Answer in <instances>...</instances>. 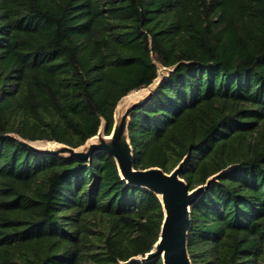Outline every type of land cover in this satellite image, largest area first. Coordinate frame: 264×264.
<instances>
[{"label":"trees","instance_id":"1","mask_svg":"<svg viewBox=\"0 0 264 264\" xmlns=\"http://www.w3.org/2000/svg\"><path fill=\"white\" fill-rule=\"evenodd\" d=\"M174 67L131 120L134 166L194 188L193 264H264V0H0V264H163L159 198L114 157L39 153L114 125L119 99Z\"/></svg>","mask_w":264,"mask_h":264},{"label":"water","instance_id":"2","mask_svg":"<svg viewBox=\"0 0 264 264\" xmlns=\"http://www.w3.org/2000/svg\"><path fill=\"white\" fill-rule=\"evenodd\" d=\"M156 64L158 77L151 84L119 99L110 134H107L106 124L103 121L98 133L77 147L54 140L31 141L14 133L9 136L30 150L64 158L91 161L99 151L112 155L121 178L128 184L154 193L159 198L164 213L159 237L153 248L145 256L134 257L132 260L162 258L163 264H193L188 243L192 205L218 179L219 173L211 175L205 183L191 189L190 184L182 177L186 157L169 172L159 166L148 168L134 166V148L130 133L132 117L136 109L143 107L153 97L174 69V67Z\"/></svg>","mask_w":264,"mask_h":264}]
</instances>
